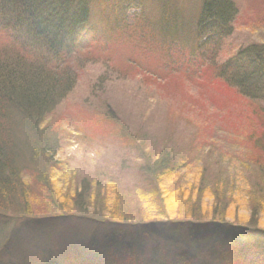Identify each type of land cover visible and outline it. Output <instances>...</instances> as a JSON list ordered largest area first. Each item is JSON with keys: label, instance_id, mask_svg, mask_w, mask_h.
Here are the masks:
<instances>
[{"label": "trees", "instance_id": "1", "mask_svg": "<svg viewBox=\"0 0 264 264\" xmlns=\"http://www.w3.org/2000/svg\"><path fill=\"white\" fill-rule=\"evenodd\" d=\"M199 2L193 20V15L186 18L180 5L170 1L158 10L162 19L150 24L149 13L144 12L147 0L144 6L142 0L138 1L141 12L136 22L150 27L139 28L150 32L148 50L155 53L157 62L153 67L178 74L180 80L198 78L201 69L206 81L211 78V86L222 80L239 95L264 101V43L248 44L220 58L218 52L223 41L235 30L237 8L232 0ZM259 4L260 12L264 13V0ZM0 12V22L10 30L5 37L10 47L0 49V264L9 252H15L21 257L20 263L25 264L29 259L25 255L30 252L28 248L34 247V254L42 264L44 255L48 264L78 261L105 264L104 259L109 256L116 258L114 263L117 258L129 261L127 255L145 252L171 264H264V227L251 224L253 213L249 223L225 220L223 210H213L211 217L204 218L192 208L186 211L188 217L167 214L169 210L159 191L156 173H173L176 158H181L169 146L163 148L157 160L145 162L138 171L135 165L142 178L138 184L134 183V192L155 201L160 196L156 210L162 217L147 220L95 217L87 213L86 199H80L78 192L69 201L73 210L65 212L52 186L53 176L45 170L57 153L58 139L41 127L42 118L75 83L69 62L91 59L83 56L82 50L92 52L97 47V56L109 61L100 42V27L114 29L120 32L121 41L130 42L131 39L123 37L126 30L119 23L125 8L118 0H0ZM190 37L199 38L198 47L189 44ZM112 43L111 49L115 46ZM60 66L68 72L60 70ZM261 151L258 156L264 157V147ZM29 181L49 194L31 203L27 197H31ZM202 186L194 190L201 193ZM259 186V196L253 197L247 190L237 189L240 198L248 196L253 211L264 210V183ZM208 191L210 194L213 191L212 196L220 197L223 203L227 195L235 198L227 190L222 195L215 194L216 188ZM182 196L188 198L186 193ZM54 209L58 210L52 213ZM75 210L78 215L65 217ZM62 220L67 222L60 231L61 238L51 231L43 235L42 224ZM55 248L60 252V263L52 259Z\"/></svg>", "mask_w": 264, "mask_h": 264}, {"label": "rangeland", "instance_id": "2", "mask_svg": "<svg viewBox=\"0 0 264 264\" xmlns=\"http://www.w3.org/2000/svg\"><path fill=\"white\" fill-rule=\"evenodd\" d=\"M118 1L125 8L121 16L125 23L119 22L126 30L123 37L131 39L130 42L121 41L120 32L100 27V42L109 63L97 56V47L92 52L82 50V55L91 59L69 62L75 83L61 102L42 118L41 127L58 139L57 153H52L53 161L45 170L53 176L51 183L61 208L72 211L69 201L78 192L80 199H86L87 213L95 217L103 215L122 220L162 217L156 210L160 196L157 201L146 195L139 197L134 192V183L138 184L142 178L138 168L157 160L163 148L169 146L181 158H176L173 173H156L169 216L188 217L186 211L192 208L204 218L223 210V219L249 223L253 213L251 224L264 227V210L253 211L249 208L248 196L240 198L237 191L242 188L251 197L259 196L257 189L264 183V157L258 156L264 147V101L241 96L231 86L221 83L222 80L211 86V78L206 81L204 72L198 68L201 74L198 78L180 80L178 74L153 67L157 62L155 53L148 50L150 32L139 28L144 26L136 22L141 12L137 7L139 0ZM145 1L142 0L143 6ZM170 1L180 5L186 18L193 15L191 20L200 4V0ZM170 1L147 0L148 8L143 11L149 13L150 24L162 19L158 10ZM262 1L232 0L237 8L235 30L223 41L218 52L220 58L248 44L264 43V13L260 12L259 4ZM9 32L0 22V49L10 47L5 39ZM177 40L180 44V39ZM198 40L190 37L189 44L198 47ZM112 42L115 46L111 49ZM59 69L68 72L63 66ZM27 183L31 203L49 194L42 187L37 189L32 181ZM199 186L204 192H196ZM208 188H216L218 195L227 190L236 199L227 195L225 204L220 197H213V191L210 194ZM184 193L188 198L182 196ZM78 214L75 210L65 217ZM66 222H47L40 227L43 235L51 231L61 238L60 231ZM28 250L25 255L29 259L25 264L43 263L35 256V247ZM54 250L52 259L60 263V252ZM42 257L44 264H48V258ZM127 258L129 261H122L124 257H120L114 263V256L104 260L105 264H171L160 256L153 257L150 252L129 254ZM20 259L15 252H9L3 264H21Z\"/></svg>", "mask_w": 264, "mask_h": 264}]
</instances>
